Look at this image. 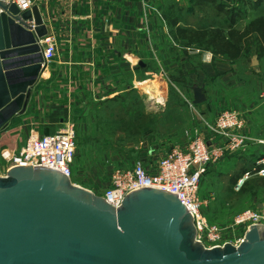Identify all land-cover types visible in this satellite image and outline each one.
<instances>
[{"label": "water", "instance_id": "1", "mask_svg": "<svg viewBox=\"0 0 264 264\" xmlns=\"http://www.w3.org/2000/svg\"><path fill=\"white\" fill-rule=\"evenodd\" d=\"M46 36L38 5L21 11L0 0V132L27 111L48 67ZM206 101L194 87L193 103ZM0 264H264V226H251L238 247L208 249L172 194L143 189L117 210L59 172L14 167L0 174Z\"/></svg>", "mask_w": 264, "mask_h": 264}, {"label": "rangeland", "instance_id": "2", "mask_svg": "<svg viewBox=\"0 0 264 264\" xmlns=\"http://www.w3.org/2000/svg\"><path fill=\"white\" fill-rule=\"evenodd\" d=\"M150 2L157 9L154 13L158 25L167 26L171 35L172 43L168 42L170 48L177 42L169 23L172 19H177L178 24L187 29L217 27L227 31L231 27L239 29L248 21L264 16V2L258 5L256 0L237 1L238 6L234 9L237 11L240 8L239 18L242 17V20L239 19L234 26H231L229 12L236 1ZM197 50L199 52H195V56L202 55L200 52L203 50ZM255 50L254 46L235 62L237 74L233 80H225L221 75L204 81L200 80V75L194 78L185 76L176 65L177 61H181L179 55H182L177 50L173 51L177 58H170L163 64L153 58L146 62L148 66L145 68L136 65L137 74L128 78L121 92L99 106L91 107L80 121L71 123L75 124L74 129L63 122L50 130L53 133L74 132L78 140L72 182L98 196L102 195L111 187L118 171L139 161L146 166L157 161L160 154L150 146L152 141L163 146L181 142L179 136L182 131L202 128L200 124L204 120L212 122L226 110H242L245 116L248 112L252 136L264 140V57L259 59ZM184 52L187 55V51ZM187 57L193 59V54ZM255 57L258 64L254 65ZM196 86L204 88L207 95L205 103H193V88ZM21 141L22 148L27 142L24 135ZM173 147L166 146L164 151L169 152ZM263 157L264 144H257L245 153L228 156L221 164L207 167L200 192L202 199L207 201L201 210L207 223L227 224L245 209H256L264 199V177L255 174L254 168ZM248 170L253 171V176L238 190L234 180ZM240 233L241 229H237L236 235Z\"/></svg>", "mask_w": 264, "mask_h": 264}, {"label": "crops", "instance_id": "3", "mask_svg": "<svg viewBox=\"0 0 264 264\" xmlns=\"http://www.w3.org/2000/svg\"><path fill=\"white\" fill-rule=\"evenodd\" d=\"M33 1L39 7L48 35L56 40V57L33 87L25 115L15 117L0 132V151L19 150L22 136L27 141L31 131L44 135L46 128L54 129L63 122L74 129L75 124L71 123L80 121L91 107L121 92L128 78L137 74L136 65L143 62L147 67L146 62L153 58L163 64L177 58L174 50L182 52L176 65L187 77L200 75L204 81L219 73L223 79L233 80L237 74L235 62L218 58L214 63L213 54L208 51L195 56L199 50L185 48L178 38L170 48L171 35L167 26L158 25L154 13L157 9L150 0ZM185 50L187 55L193 54V59L184 54ZM52 115L58 122H52ZM187 132L182 131L181 142L175 143L186 142ZM175 143L163 146L152 141L150 146L160 154V159L169 153L164 147H173Z\"/></svg>", "mask_w": 264, "mask_h": 264}, {"label": "built area", "instance_id": "4", "mask_svg": "<svg viewBox=\"0 0 264 264\" xmlns=\"http://www.w3.org/2000/svg\"><path fill=\"white\" fill-rule=\"evenodd\" d=\"M102 1L108 0H69ZM21 11H27L35 4L33 0H14ZM45 62L49 65L56 57L57 43L53 36L42 41ZM264 101V91L262 94ZM249 113L238 109L220 112L211 121L204 120L202 128L187 132V141L174 146L149 167L141 161L118 171L111 187L101 197L119 210L125 199L143 189H156L176 196L194 218L196 241L213 249L231 243L238 247L246 232L254 225L264 226V199L256 209L248 208L237 214L227 224H209L203 218L202 206L207 203L201 197V183L207 167L221 164L228 156L240 155L252 146L264 144V140L252 136L249 130ZM78 141L74 132L59 131L47 135L31 131L26 145L19 150L1 149L0 174L14 167L31 166L61 173L72 182L73 167L77 157ZM264 177V157L254 168ZM5 174V175H3ZM253 171L246 172L236 183L240 190L252 178ZM81 187V186H80ZM261 205V208H259ZM241 229L240 235L236 230Z\"/></svg>", "mask_w": 264, "mask_h": 264}, {"label": "trees", "instance_id": "5", "mask_svg": "<svg viewBox=\"0 0 264 264\" xmlns=\"http://www.w3.org/2000/svg\"><path fill=\"white\" fill-rule=\"evenodd\" d=\"M214 2L215 0H209ZM236 5H231L230 16L231 26H234L238 21L241 10L240 8L235 11L234 7L238 6V0ZM257 4H261L264 0H256ZM237 8V7H236ZM245 18V17H243ZM240 19V20H239ZM170 25L174 29V36L184 43V47H192L194 49H200L208 51L213 54V62L216 59L224 58L231 62H236L246 54H248L252 47H256V54L258 58L264 57V17H257L251 20L242 30L231 27L227 31L217 27H208L205 29H187L181 27L178 24L177 19L170 20ZM218 75H221L218 73ZM52 122H58L55 115L51 116ZM50 128L45 129V134H51ZM78 141V140H77ZM171 151V150H170ZM169 151V152H170ZM77 160V157H76ZM75 160V162H76ZM75 164V163H74ZM74 169V167H73ZM250 172L244 171L239 177L234 180V185L244 175V173ZM249 181V180H248ZM248 181L246 183H248ZM245 183V185H246ZM97 195V194H96ZM100 196V195H99Z\"/></svg>", "mask_w": 264, "mask_h": 264}]
</instances>
